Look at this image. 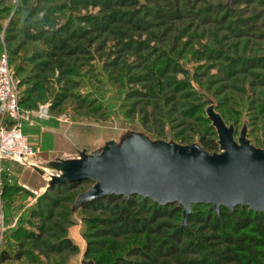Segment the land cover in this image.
Returning <instances> with one entry per match:
<instances>
[{"label":"rangeland","instance_id":"obj_1","mask_svg":"<svg viewBox=\"0 0 264 264\" xmlns=\"http://www.w3.org/2000/svg\"><path fill=\"white\" fill-rule=\"evenodd\" d=\"M111 2L116 7L109 11V0H0V53L6 49L12 56L20 101L49 113L26 133L40 152L37 158L65 153L68 137L96 146L126 131L201 145V137H213L209 129L216 133L207 115L211 106L234 128L236 141L246 129L250 143L264 148V0ZM113 11L144 28L118 29L120 36L95 32L72 42L80 52L65 66L50 65L51 48L40 37L89 33ZM40 176L0 161V264H83L88 258L145 264L149 246L163 247L143 224L152 213L131 209L138 221L134 231L121 224L113 207L92 205L99 200L73 213L77 197L92 184L60 196L34 189ZM155 222L153 227L169 224L172 235L190 229L194 237L171 240L173 249L183 261L203 259L192 247L197 235L211 230L183 224V217Z\"/></svg>","mask_w":264,"mask_h":264},{"label":"water","instance_id":"obj_2","mask_svg":"<svg viewBox=\"0 0 264 264\" xmlns=\"http://www.w3.org/2000/svg\"><path fill=\"white\" fill-rule=\"evenodd\" d=\"M207 115L218 135L220 153H210L198 143L180 145L126 131L118 140L108 138L96 146L68 137L69 149L52 159L1 157L41 175L34 188L40 192L90 182L92 186L77 197L73 213L109 196L127 200L138 196L160 207L177 205L183 224L201 205L218 215L221 208L233 212L238 207L264 213V148L250 143L246 129L236 141L234 128L225 124L214 106Z\"/></svg>","mask_w":264,"mask_h":264},{"label":"trees","instance_id":"obj_3","mask_svg":"<svg viewBox=\"0 0 264 264\" xmlns=\"http://www.w3.org/2000/svg\"><path fill=\"white\" fill-rule=\"evenodd\" d=\"M115 7L116 5H113L111 0H109L108 5L104 6L109 11L114 10ZM175 15L180 17L178 13ZM125 17L117 11H113L112 15L105 19L107 22H102L97 19L96 25L93 26V29L89 33L81 30L80 32H75L73 35H68L66 39H61L56 35L50 38L40 37L51 48L50 57L54 61L50 65L65 66V59H70L80 52V47L77 45L73 46L72 42L77 43V41L85 39L88 35L95 32H99L100 35H103L105 32H110L114 36H120V33L117 31L118 29L132 31L138 28H144L140 21L135 23L134 18L125 19ZM32 28L37 29L36 27ZM24 34L28 37L30 36L27 31ZM8 54L12 67V56L9 52ZM20 105L24 109L34 110L32 107H24L21 101ZM28 129L30 127L25 128V133H27ZM208 131L206 134L213 137L209 139L207 135L201 137V145L208 152L218 151L219 147L216 141V133L212 128ZM82 184L91 183L83 181L68 186H55L50 192L65 196L78 190ZM72 198V196H69L64 201L70 202ZM95 204H103L108 208L113 207L115 213L118 214L117 216L121 224L127 229L130 228L131 231H134L138 227V221H136L134 214L131 213V209L133 211L145 210L153 214V217L145 219L143 224L149 234L160 236L163 247L156 250L153 246H149L148 252H143L144 256L149 259V262L145 264H170V262L174 264H264V213H250L247 208L242 209L238 207L233 212L221 208L218 215L215 211L211 210L210 206H195L193 213L187 221L193 225L200 224L204 227V229H201L202 231L211 230L212 233L211 235H197L195 245L192 248L203 259L188 262L187 260L183 261L182 254L173 249L171 240H180L183 236L194 237V233L188 228L181 227L176 234L172 235L169 232V224H160L153 227L157 218L165 217L180 222L182 210L177 205L160 207L138 196H133L129 200L124 197L109 196L96 201L92 205ZM166 259H169V261L166 262ZM83 264H96V262L88 258L85 259ZM115 264L128 263L116 262Z\"/></svg>","mask_w":264,"mask_h":264},{"label":"built area","instance_id":"obj_4","mask_svg":"<svg viewBox=\"0 0 264 264\" xmlns=\"http://www.w3.org/2000/svg\"><path fill=\"white\" fill-rule=\"evenodd\" d=\"M46 107L36 110L23 109L16 90L9 54L6 49L0 53V161L1 156L32 160L39 151L31 146L26 127H33L36 120H48Z\"/></svg>","mask_w":264,"mask_h":264},{"label":"crops","instance_id":"obj_5","mask_svg":"<svg viewBox=\"0 0 264 264\" xmlns=\"http://www.w3.org/2000/svg\"><path fill=\"white\" fill-rule=\"evenodd\" d=\"M41 155H44L43 153H41ZM43 157V156H42Z\"/></svg>","mask_w":264,"mask_h":264}]
</instances>
